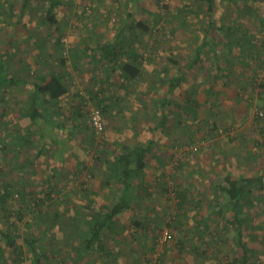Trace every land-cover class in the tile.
Returning a JSON list of instances; mask_svg holds the SVG:
<instances>
[{"label":"rangeland","instance_id":"obj_1","mask_svg":"<svg viewBox=\"0 0 264 264\" xmlns=\"http://www.w3.org/2000/svg\"><path fill=\"white\" fill-rule=\"evenodd\" d=\"M63 2L57 22L47 23L45 2L31 0L24 10L22 0H0V57L10 70L29 82L61 70L68 72L69 86L62 96L65 106L62 99L50 118L60 126L44 118L33 124L20 115L30 84L0 87V184L10 190V215L0 208V224L7 228V219L16 222L24 250L16 260L7 249L4 264H32L24 243L30 234L45 251L40 264H227L230 256L243 251L235 239L239 216L250 219L242 237L253 249L248 264H264V185L253 187L240 215L220 212L225 196L216 202L213 191V183L222 182L227 173H264V49L258 68L238 66L241 55L228 52L236 62L227 65L228 70L222 43L224 37L247 33L257 41L255 48L257 43L264 48V0H217L213 18L207 4L196 0ZM131 12L150 30L126 27ZM210 22L217 55L205 50L199 63L184 68ZM119 32L143 53L142 74L129 81L122 79L119 68L108 79L111 63L95 58L92 49ZM178 71L185 78L164 110L159 101L168 95L166 79ZM212 81L217 90L229 84L230 92L209 99L204 88ZM191 86L197 90V103L189 110L181 104ZM99 100L101 105L112 104L103 114V139L89 120ZM164 114L167 121L159 125ZM26 129L32 131L29 148L16 134ZM131 130L135 135L127 136ZM149 134L153 149L146 158V176L137 185L131 207L117 217L120 228L107 232L108 252L85 251L83 219L110 206L118 192L114 180L104 184L102 162L122 143L146 142ZM197 142L199 148L192 151L191 144Z\"/></svg>","mask_w":264,"mask_h":264},{"label":"trees","instance_id":"obj_2","mask_svg":"<svg viewBox=\"0 0 264 264\" xmlns=\"http://www.w3.org/2000/svg\"><path fill=\"white\" fill-rule=\"evenodd\" d=\"M47 3L45 8V21L55 23L57 22V9L64 2L63 0H39ZM207 4V8L211 17L216 11L217 0H196ZM238 1V0H232ZM245 3L250 0H242ZM258 1V0H253ZM31 0H22L23 9L28 6ZM9 8H13V3H9ZM22 13L19 19H22ZM214 20V19H212ZM211 22L208 25L205 35L202 37L200 43L193 48L192 58H190L184 65V68L191 69L197 63L202 60L203 52L205 50H212L214 55H217L215 50L216 41L209 35L211 29ZM138 26L143 30H150L147 23L136 20L133 17L132 12L129 15L126 27ZM226 24L221 23L220 28L224 29ZM231 29V26H229ZM232 32V31H231ZM233 33V32H232ZM57 42H61V39H57ZM62 43V42H61ZM41 50L45 48L40 47ZM95 53V58L100 57L101 61H108L111 63L112 68L120 69L121 77L124 80H131L137 78L142 74V58L143 53H139L134 46V43L127 37H123L119 32L114 39L108 41L98 42L95 47L92 48ZM91 49V50H92ZM41 54V53H40ZM173 60V59H172ZM175 60V59H174ZM62 62L66 60L61 58ZM178 62V60H175ZM183 68V66H178ZM68 72L52 71L47 78H42L40 81L35 80L29 82L26 78L19 76L16 72L10 70L6 63V60L0 57V87L9 90L10 88L17 87L22 88L24 85L30 84L28 97L19 106V113L22 116H27L31 119L33 124H37L43 118L49 120L55 113V108L58 106V100L61 96L65 95L69 91L67 74ZM185 73L183 71L176 72L174 75L166 79L168 85V95L172 94L175 89L181 86ZM196 92L190 90V93L186 94L184 100L185 106L183 108L192 109L197 103L194 95ZM166 95L160 100L162 108H166L170 102L169 96ZM102 100H99L98 107L102 110L103 114L109 112V105H101ZM189 109V110H190ZM50 125L60 126V123L52 122L50 119ZM167 118L164 114L159 121V125L166 123ZM52 123V124H51ZM16 128L19 129L18 125ZM21 131V130H20ZM23 131V130H22ZM31 129H26L24 132H18L17 137L20 144H25L28 148L33 143L30 137ZM56 143L58 139L54 137L52 139ZM151 139L149 142L138 143H122L120 150L112 157L107 158L102 162L105 174V183H110V180H114L119 194V197L108 207H101L95 209L92 215L88 218H84L85 230L82 232L81 245L85 251L96 249L99 253L108 252V247L104 243V238L107 232L116 233L120 228V224L117 217L124 210L131 207L134 201L133 193L136 191L137 185L135 180L137 178H143L147 166V155L152 152ZM42 152V150H40ZM1 183V182H0ZM264 185V173L255 176H240L232 177L230 173L224 176V180L221 182L213 183V191L216 194L215 201L220 202L221 195L225 196V204L222 202L220 206V212L225 209L232 210L236 215H240L244 212V207L248 200L253 195L254 186ZM8 185L0 184V208L1 211L10 215L8 208V197L10 190ZM4 188V189H3ZM52 191V189H50ZM50 197V195H48ZM89 205L92 200L89 201ZM93 203V202H92ZM181 206V205H180ZM237 228L235 229L236 243L242 247V254L240 256H230L227 264H248L253 256V249L247 245L242 239L244 223H248L250 220L248 216H239L236 218ZM7 221V228H3L0 224V264H4L6 261L7 249L13 254H16L15 259L18 260L23 255L22 244L18 243V238L21 236L16 222ZM251 226H256L250 222ZM4 243V244H3ZM24 243L29 253L32 254V264H40L41 257L45 255L43 249H39L37 246V239L33 234L24 237Z\"/></svg>","mask_w":264,"mask_h":264},{"label":"crops","instance_id":"obj_3","mask_svg":"<svg viewBox=\"0 0 264 264\" xmlns=\"http://www.w3.org/2000/svg\"><path fill=\"white\" fill-rule=\"evenodd\" d=\"M244 36H240L239 34H236L235 36H230V37H224L223 38V40H222V43H223V46H224V50H225V58H224V64H225V67H226V69H228L229 70V68H228V66L227 65H231V64H234V63H236V62H234L228 55V52L231 54V52H234L237 56H238V54H239V58H240V61H238L237 63H238V66H249V68H258V67H260V62H259V59H258V57L259 56H262V52H261V49H264L263 48V46H262V44L261 43H257L259 46H258V48H255V44H256V40L255 39H253L252 38V36L250 35V34H247V33H245V34H243ZM214 40L216 41V44H217V40H216V38H214ZM219 42V41H218ZM220 43V42H219ZM261 44V45H260ZM216 46V45H215ZM214 46V47H215ZM237 49L239 50V52L240 53H237ZM258 51V52H257ZM261 52V53H260ZM260 53V54H259ZM235 55V56H236ZM260 63V64H259ZM263 63H264V60H263ZM235 66H237L236 64H235ZM114 70H116V69H114V68H109V70H108V68H107V78L108 79H110L109 77L113 74V76H114ZM226 73L228 72V71H225ZM119 75H121V73L119 74ZM193 86H195V85H193ZM221 86H223L222 88H221V90H217V84L214 82V81H212V82H209V85L207 86V87H205L204 88V94L206 93V92H209V93H207V96H208V98L210 99V98H212V97H216V96H218V97H220V96H222L223 94H226V92H230L229 90H228V86H229V84H226L225 86L224 85H222L221 84ZM180 87V86H179ZM176 90V89H175ZM190 90H194L195 92L197 91L196 90V88H194V87H190L189 89H188V91L186 92V94L187 93H190ZM218 91H221V92H218ZM69 92V91H68ZM186 94L184 95V99H183V104H181L182 106H185V103H184V100H185V98H186ZM219 94H221V95H219ZM171 95V94H170ZM169 96V95H168ZM236 97L237 95H236V93H234V94H232L231 95V98H233V97ZM194 97L196 98V94L194 95ZM62 96L60 97V99L58 100V105H60V104H62ZM170 99V98H169ZM63 102H64V106H65V98L63 99ZM159 104H160V101H159ZM109 105V107H110V104H108ZM112 108V104H111V107H110V109ZM116 110V109H115ZM162 118V117H161ZM161 118L159 119V121L161 120ZM159 121H158V124H159ZM125 132L127 131V129L125 128V130H124ZM118 134H121V132H117ZM116 133V134H117ZM132 133H134V135H135V133H136V131L135 132H133L132 130L130 131V132H127V136H132ZM115 134V135H116ZM146 136H148V135H146ZM150 137H151V134H149V140H147L146 142H149L150 141ZM151 145H152V147H153V144L151 143ZM146 176V175H145ZM144 176V177H145ZM146 178H144V180H145ZM136 182V185H139V186H141L140 184H141V182L143 181V178H139V179H137V180H135ZM139 181H141V182H139ZM116 195V198H118L119 197V194H115ZM134 193H133V198H134ZM115 198V199H116Z\"/></svg>","mask_w":264,"mask_h":264},{"label":"built area","instance_id":"obj_4","mask_svg":"<svg viewBox=\"0 0 264 264\" xmlns=\"http://www.w3.org/2000/svg\"><path fill=\"white\" fill-rule=\"evenodd\" d=\"M258 113L260 115H263V111L261 110ZM89 120H90V124H91L92 130L95 133V135L98 138L103 139L105 136L106 124L104 121L103 112L98 106L91 108ZM199 144L200 142L191 144L190 149L192 151H196L199 148ZM167 237H168V231L165 230L163 232V238L165 239Z\"/></svg>","mask_w":264,"mask_h":264}]
</instances>
